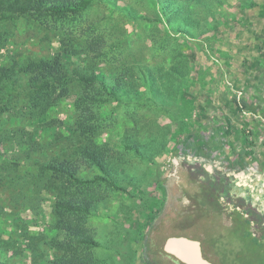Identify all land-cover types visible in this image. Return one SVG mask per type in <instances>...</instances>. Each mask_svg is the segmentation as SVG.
<instances>
[{"label":"rangeland","instance_id":"374dc122","mask_svg":"<svg viewBox=\"0 0 264 264\" xmlns=\"http://www.w3.org/2000/svg\"><path fill=\"white\" fill-rule=\"evenodd\" d=\"M0 35V66L50 60L73 48L79 54L65 60L70 68L117 89L112 95L96 83L101 104L89 138L109 174L85 167L77 175L96 200L84 223L92 245L68 240L57 227L58 181L42 186L36 165L73 160L76 148L88 144L70 131L83 87L72 78L40 124L28 120L21 98L0 113L1 263L49 264L74 255L81 264H175L160 250L171 237L200 241L205 258L215 263L243 229L259 236L250 188H239L244 198L238 202L223 195L209 204L203 197L200 210L186 197L187 208L165 206L163 186L179 154L242 175L243 157L225 146L224 135L234 142L243 134L244 91L264 110V0H92L80 14L0 24ZM173 67L182 74H171ZM259 146L264 150L262 140ZM249 161L258 172L250 170L256 176L250 179L262 189V150ZM68 190L77 195L75 184ZM259 260L244 254V264Z\"/></svg>","mask_w":264,"mask_h":264},{"label":"trees","instance_id":"16d2710c","mask_svg":"<svg viewBox=\"0 0 264 264\" xmlns=\"http://www.w3.org/2000/svg\"><path fill=\"white\" fill-rule=\"evenodd\" d=\"M91 1L0 0V24L24 16L65 17L69 14H80L89 7ZM256 36L258 37V34ZM3 40L0 35V48L3 46ZM90 49L92 52H96L97 46L91 45ZM77 54L79 52L71 48L65 49L50 60H28L22 63L7 61L2 64L0 66V113L3 114L8 110L10 103L21 98L26 101L28 120L40 124L48 111L67 94V86L73 81L72 78L83 87L81 94L75 99L79 114L74 128L70 131L79 139L87 140L88 144H80L76 148L77 157L73 160L63 157L61 160L37 162L36 165L39 182L41 185L43 184L42 186L48 188L51 179L58 181L57 187L60 195L55 203L54 211L58 218L57 227L65 233L68 240L92 245L94 241L89 236L84 223L85 216L95 210L96 200L92 197L93 195L86 194L87 190L83 186L81 188L83 182L77 175L85 167H95L100 172L109 174L107 162L100 157L98 145L89 139L97 130L95 109L101 104L100 92L95 90L96 83L98 81L101 83L100 90L108 91L109 89L102 80H98L97 75H93V73L86 75L77 67L70 68V64L65 60L67 58L69 60ZM170 73L182 74L176 67H173ZM116 90L111 87L109 93L115 95ZM241 106L244 109L246 103L243 102ZM240 155L243 156V152ZM99 178L101 177H96V179ZM72 184L76 186L77 195L69 196L68 188ZM250 196L249 208L254 211L256 216L255 223L260 230L259 236H254L249 230L243 229L236 241L225 243L229 251L224 255H222L223 253L217 254L218 260L215 263L212 262L213 264H244L245 253L253 261H257L260 257L259 264H264V191H254ZM242 213H246V210H243ZM243 224L247 226L249 220L244 219ZM75 259L78 258H75L74 255L72 258L61 257L52 260L49 264H81L78 263L79 260ZM0 264L4 263L0 262ZM145 264L149 263L145 262ZM249 264L253 263L249 262Z\"/></svg>","mask_w":264,"mask_h":264},{"label":"flooded vegetation","instance_id":"af4514ba","mask_svg":"<svg viewBox=\"0 0 264 264\" xmlns=\"http://www.w3.org/2000/svg\"><path fill=\"white\" fill-rule=\"evenodd\" d=\"M176 159L178 162L175 165L172 161L169 180L163 186L165 206L181 203V208H185L187 205L185 204L186 200L183 198L186 197L190 201L193 199L202 210L205 208V202H200L203 197L209 203L216 196L227 195L238 202L244 196V192L239 191V188H250L252 193L260 190L257 188L256 181H251L253 179L250 178L256 176L252 177L250 172L242 173L243 171H240L242 175L236 178L233 176L234 173L227 171L220 162L204 157H192L188 154H179ZM208 166L211 167V170L207 169ZM219 186L220 189L218 195H216ZM163 254L171 258L175 264H182L170 255ZM203 257L205 258L204 255Z\"/></svg>","mask_w":264,"mask_h":264},{"label":"crops","instance_id":"0c3cea01","mask_svg":"<svg viewBox=\"0 0 264 264\" xmlns=\"http://www.w3.org/2000/svg\"><path fill=\"white\" fill-rule=\"evenodd\" d=\"M244 92L243 102L246 103V107L243 109V134L239 135L233 142L227 138L228 133H225L224 142L225 146H228L233 154L239 156V158L243 157V170L240 168L241 170L239 169V171L245 173L251 170L253 174L257 175V170H254L255 167L251 165L252 163L249 160H256L259 150L264 153V150L259 146L261 140L264 144V110L252 97L253 95H248L246 91ZM242 152L243 156L240 155ZM224 164L226 165V163ZM257 168L264 171V161Z\"/></svg>","mask_w":264,"mask_h":264},{"label":"water","instance_id":"95a60500","mask_svg":"<svg viewBox=\"0 0 264 264\" xmlns=\"http://www.w3.org/2000/svg\"><path fill=\"white\" fill-rule=\"evenodd\" d=\"M176 165L178 160L172 159ZM211 170V167H207ZM234 177H239L238 174H233ZM264 191V183L259 192ZM160 250L173 257L176 261L182 264H212L203 257L202 246L200 241L185 237H171L164 240L160 245Z\"/></svg>","mask_w":264,"mask_h":264}]
</instances>
